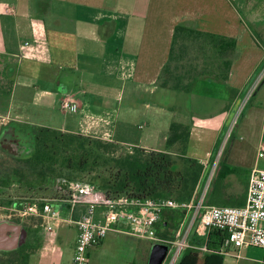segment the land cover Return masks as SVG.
Wrapping results in <instances>:
<instances>
[{"label": "crops", "instance_id": "obj_1", "mask_svg": "<svg viewBox=\"0 0 264 264\" xmlns=\"http://www.w3.org/2000/svg\"><path fill=\"white\" fill-rule=\"evenodd\" d=\"M255 22L250 21L252 26ZM176 24L232 38L234 47L192 43L184 53L180 48L173 61L179 68L162 74ZM253 30L236 9L228 11L226 0H0V118L146 150H163L170 124L178 123L187 138L167 149L176 155L172 148L185 147V156L204 168L264 61V27ZM165 79L169 85H163ZM174 79L179 81L176 88L170 86ZM64 97L78 104L71 112L78 114L75 123L52 126V110ZM140 116L145 123L137 128H146L136 134L134 121ZM241 119L257 131L255 162L245 168L248 185L249 172L257 167L258 151L264 147V77ZM224 165L233 170L228 176L242 169L240 164ZM229 194L223 190L220 199L234 205L243 199ZM55 230L63 235L74 232L73 253L76 226L62 222ZM180 230H173L171 239ZM100 243L88 250V259Z\"/></svg>", "mask_w": 264, "mask_h": 264}, {"label": "trees", "instance_id": "obj_2", "mask_svg": "<svg viewBox=\"0 0 264 264\" xmlns=\"http://www.w3.org/2000/svg\"><path fill=\"white\" fill-rule=\"evenodd\" d=\"M204 42L212 47L224 44L225 50L233 49L235 44L232 38L200 31L184 24H176L168 59L162 67V74H170L171 69L179 68L172 64L179 55L180 48V53H184L192 43L201 45ZM225 64L228 72L230 60L227 59ZM163 85H169V81L165 79ZM170 86L178 87L179 81L174 79ZM187 135L188 132L182 125L171 123L163 150L133 147L131 151L119 152L120 146L113 141L11 120L0 128V148L11 154L18 162V166L0 174V189L18 183L25 184L29 190L36 187L37 192L42 193L49 191L56 177L65 176L70 179L89 181L112 196L126 194L131 198H167L177 202H188L195 194L203 165L186 157L185 147H183L180 148L182 151L180 155L186 158V166L181 170L173 154L167 149L175 142L185 141ZM221 135L222 133L217 139L216 148ZM23 147H28L30 150H22ZM58 168L67 170V176L58 174L56 172ZM232 171V168H228L223 162L219 164L206 195L207 204L234 205L231 201L220 199L223 192L221 186L223 179ZM246 192L247 181L243 199L236 205L245 202ZM20 202L22 201H18ZM161 215L155 226L157 234L171 239L173 230H179L187 211L170 209L165 210ZM164 226L172 230V234L162 232L161 229ZM32 234L33 237L27 247H31L34 240L38 238L36 233ZM222 237L223 234L219 230H211L207 246L218 247ZM190 241L201 243V239L194 236ZM21 257L22 263L27 261L25 253ZM223 260L224 256L218 253H202L186 248L181 252L178 264H223Z\"/></svg>", "mask_w": 264, "mask_h": 264}, {"label": "built area", "instance_id": "obj_3", "mask_svg": "<svg viewBox=\"0 0 264 264\" xmlns=\"http://www.w3.org/2000/svg\"><path fill=\"white\" fill-rule=\"evenodd\" d=\"M3 10L10 12L11 8L3 6ZM263 77L264 61L260 69L252 75L246 91L232 113L214 158L204 165L195 194L190 201L131 198L126 194L112 196L89 181L58 176L49 192L30 197L20 203H11L8 209L10 214L19 218H39L46 232L54 231L62 222L74 224L77 233L71 264H89L88 250L98 245L109 231L126 232L141 239L168 242L171 245V253L164 264H176L181 252L186 248L202 253L228 255L236 260L241 257L242 248L257 247L264 252V169L251 168L243 204L206 203V195L217 172L225 141L245 102L250 99ZM59 106L68 112L78 110V104L70 97L61 99ZM258 157H264V147L259 149ZM166 209L187 211L180 226V233L175 239L160 236L156 231L155 226L160 214ZM213 229L219 230L223 237L218 247L209 248L208 236ZM193 236L201 239V243L191 242ZM263 263L264 254L261 259V264Z\"/></svg>", "mask_w": 264, "mask_h": 264}, {"label": "rangeland", "instance_id": "obj_4", "mask_svg": "<svg viewBox=\"0 0 264 264\" xmlns=\"http://www.w3.org/2000/svg\"><path fill=\"white\" fill-rule=\"evenodd\" d=\"M226 1L228 11H233V8L236 9V11L241 14L244 25L246 24L250 30L254 32L253 28L260 29L264 27V0ZM250 21L258 22H255V25L252 26ZM258 40L263 44L259 37ZM249 101L250 99L245 102L241 114L236 120L229 137L225 141V145L222 149V156L220 157V163L221 161H224L223 163L229 166L234 164H236V166L241 165L240 167L242 169L234 173V176L226 175L221 185L223 190L230 193V197L236 198L237 200H239L244 195L245 183L247 181L248 175V171L245 168L248 167L250 163L253 164L256 158V148L253 141L255 138L253 134L257 133L256 128L255 126H252L250 129L247 125H244L243 120L241 119V116L248 106ZM59 108L56 107L52 110L50 124L56 127H60L61 125L65 124L67 126H72V124L75 123L73 121L76 119V115L78 114L74 115V113L71 112L66 113L68 111L63 112L64 110L62 111V109H60V111ZM141 109H144V104L141 105ZM6 121L8 120L0 118V126ZM144 123V117L140 116L138 119H136L134 121L135 125L133 126V132L138 134L145 130L146 125L144 129L137 128L138 124L143 125ZM224 132H222L218 146L222 142ZM250 132L252 134V139ZM225 138L226 135L224 139ZM119 146V152H128L133 149V147L128 148L122 145ZM21 149L26 151L30 150L28 147H23ZM172 149L177 150L176 155H173V158L177 162L179 169L183 170V168L186 166V158L180 155L182 152L180 151V148L174 147ZM224 153L225 159H223ZM256 164L259 169H264V157L259 158L256 161ZM17 166L18 162L15 160V158L0 148V174L9 172L11 169ZM59 169L60 168H58L56 171L58 174L61 173L62 175L67 176V170ZM35 188L36 187H32L29 190V187L25 184L20 185L18 183L12 184L9 187L1 188L0 220L13 219L19 223H22L28 232L37 234L38 238L34 240L33 245L31 247H26V264H71L74 232H67L66 235H63L60 232L58 233L56 230L46 232L43 230V223L41 219L32 217H13V215L10 214V211L8 210L11 205V201H24L29 199L30 196L35 197L43 195L47 192L43 191L45 193H39L37 192L38 189ZM0 222L4 221L1 220ZM162 232L170 234L171 230L164 226ZM22 235H24V232H22ZM158 245H165L167 249L165 250L163 247H158ZM169 249V244L165 242L155 240H139L125 235H117L114 232H109L105 241L90 252L89 264H161L166 256H169L171 253L169 252ZM240 255L241 257L238 260L228 255L224 256L223 264H261V259L263 258L261 250L256 247L242 248L240 250ZM179 259L180 256L178 257L176 264L179 263ZM25 262H23V264H25ZM0 264L18 263L0 260Z\"/></svg>", "mask_w": 264, "mask_h": 264}, {"label": "flooded vegetation", "instance_id": "obj_5", "mask_svg": "<svg viewBox=\"0 0 264 264\" xmlns=\"http://www.w3.org/2000/svg\"><path fill=\"white\" fill-rule=\"evenodd\" d=\"M1 220L4 222H0V260L23 264L19 259L25 253L33 234L28 232L22 223L18 221L13 219ZM14 227H19L18 233L12 229ZM22 232H24V235H22ZM15 237L17 238L16 246H12L14 244L13 241L16 239Z\"/></svg>", "mask_w": 264, "mask_h": 264}, {"label": "water", "instance_id": "obj_6", "mask_svg": "<svg viewBox=\"0 0 264 264\" xmlns=\"http://www.w3.org/2000/svg\"><path fill=\"white\" fill-rule=\"evenodd\" d=\"M15 232H17L18 233V231H19V227L17 228V227H14V228H12ZM16 236V235H15ZM16 238V237H15ZM16 241H17V238L13 241L14 242V244L12 245V246H16ZM158 247H163V249H167L166 248V246L164 245H158Z\"/></svg>", "mask_w": 264, "mask_h": 264}]
</instances>
